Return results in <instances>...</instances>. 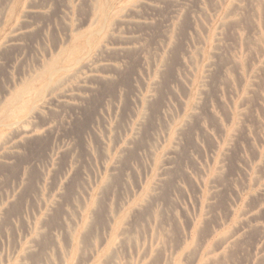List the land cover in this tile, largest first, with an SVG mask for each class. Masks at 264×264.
Here are the masks:
<instances>
[{"label": "rangeland", "instance_id": "374dc122", "mask_svg": "<svg viewBox=\"0 0 264 264\" xmlns=\"http://www.w3.org/2000/svg\"><path fill=\"white\" fill-rule=\"evenodd\" d=\"M0 264H264V0H0Z\"/></svg>", "mask_w": 264, "mask_h": 264}, {"label": "bare ground", "instance_id": "6f19581e", "mask_svg": "<svg viewBox=\"0 0 264 264\" xmlns=\"http://www.w3.org/2000/svg\"><path fill=\"white\" fill-rule=\"evenodd\" d=\"M72 66V65H71ZM58 69V68H57ZM51 75V74H50ZM33 105V104H32ZM15 124V123H14ZM119 238V237H118ZM117 250V249H116ZM111 252H112V250H111ZM110 255V254H109ZM89 256V255H88ZM114 256V255H113ZM64 263V262H63Z\"/></svg>", "mask_w": 264, "mask_h": 264}]
</instances>
